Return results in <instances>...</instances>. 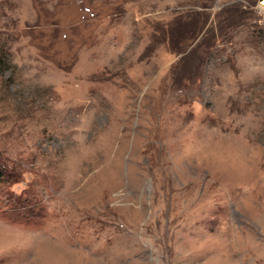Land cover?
Returning <instances> with one entry per match:
<instances>
[{
	"label": "rangeland",
	"instance_id": "1",
	"mask_svg": "<svg viewBox=\"0 0 264 264\" xmlns=\"http://www.w3.org/2000/svg\"><path fill=\"white\" fill-rule=\"evenodd\" d=\"M262 0H0V264H264Z\"/></svg>",
	"mask_w": 264,
	"mask_h": 264
},
{
	"label": "built area",
	"instance_id": "2",
	"mask_svg": "<svg viewBox=\"0 0 264 264\" xmlns=\"http://www.w3.org/2000/svg\"><path fill=\"white\" fill-rule=\"evenodd\" d=\"M258 5H259L260 8L264 9V0L260 1Z\"/></svg>",
	"mask_w": 264,
	"mask_h": 264
},
{
	"label": "trees",
	"instance_id": "3",
	"mask_svg": "<svg viewBox=\"0 0 264 264\" xmlns=\"http://www.w3.org/2000/svg\"><path fill=\"white\" fill-rule=\"evenodd\" d=\"M0 177H2V171L0 170Z\"/></svg>",
	"mask_w": 264,
	"mask_h": 264
}]
</instances>
